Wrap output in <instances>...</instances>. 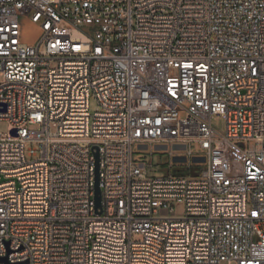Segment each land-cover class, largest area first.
I'll return each mask as SVG.
<instances>
[{
    "label": "built area",
    "instance_id": "obj_1",
    "mask_svg": "<svg viewBox=\"0 0 264 264\" xmlns=\"http://www.w3.org/2000/svg\"><path fill=\"white\" fill-rule=\"evenodd\" d=\"M0 121V264H264V0H0Z\"/></svg>",
    "mask_w": 264,
    "mask_h": 264
},
{
    "label": "rangeland",
    "instance_id": "obj_2",
    "mask_svg": "<svg viewBox=\"0 0 264 264\" xmlns=\"http://www.w3.org/2000/svg\"><path fill=\"white\" fill-rule=\"evenodd\" d=\"M95 107H96L95 101L93 99H90V101H89L90 111L91 112L94 111ZM213 123L219 129H221L223 126V122H222L221 118H219V117H214ZM51 131L54 132L55 128L51 127ZM0 133H8V124L6 121H0ZM239 145L243 148L246 147L245 142H240ZM158 160L160 161V159H158ZM161 161H162L161 163L163 165L162 168L165 169L167 158L165 156H162ZM177 170H180L182 172L186 171V169H184V168H179ZM151 174H154V172H151L150 175ZM172 205H173V216L175 218L183 217L185 214L184 204L181 202H177V201L173 200ZM166 214H167V212H164V211L161 212V215H166ZM131 238L133 241H140V240H142V235L141 234H133ZM222 264H227V263L223 262Z\"/></svg>",
    "mask_w": 264,
    "mask_h": 264
},
{
    "label": "water",
    "instance_id": "obj_3",
    "mask_svg": "<svg viewBox=\"0 0 264 264\" xmlns=\"http://www.w3.org/2000/svg\"><path fill=\"white\" fill-rule=\"evenodd\" d=\"M11 134H15V130L11 131ZM96 162H95V180H94V201H95V208H101V192L99 188V175H98V154L96 153ZM5 260V258L3 259Z\"/></svg>",
    "mask_w": 264,
    "mask_h": 264
},
{
    "label": "bare ground",
    "instance_id": "obj_4",
    "mask_svg": "<svg viewBox=\"0 0 264 264\" xmlns=\"http://www.w3.org/2000/svg\"><path fill=\"white\" fill-rule=\"evenodd\" d=\"M28 31H30V29Z\"/></svg>",
    "mask_w": 264,
    "mask_h": 264
}]
</instances>
